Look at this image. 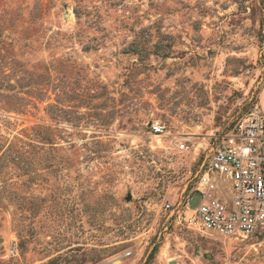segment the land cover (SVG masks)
Here are the masks:
<instances>
[{
  "label": "rangeland",
  "instance_id": "1",
  "mask_svg": "<svg viewBox=\"0 0 264 264\" xmlns=\"http://www.w3.org/2000/svg\"><path fill=\"white\" fill-rule=\"evenodd\" d=\"M257 104L264 0H0V264H264L163 209Z\"/></svg>",
  "mask_w": 264,
  "mask_h": 264
},
{
  "label": "built area",
  "instance_id": "2",
  "mask_svg": "<svg viewBox=\"0 0 264 264\" xmlns=\"http://www.w3.org/2000/svg\"><path fill=\"white\" fill-rule=\"evenodd\" d=\"M148 127L155 136L168 131L159 120L151 121ZM210 137L214 139L206 146L192 142L187 135L173 137L172 146L178 151L192 147L197 154L202 149L208 152L198 169L190 171L175 200L165 202L163 209L192 229L228 237L263 234L264 107L255 105L228 130ZM15 254L11 239L6 256Z\"/></svg>",
  "mask_w": 264,
  "mask_h": 264
},
{
  "label": "bare ground",
  "instance_id": "3",
  "mask_svg": "<svg viewBox=\"0 0 264 264\" xmlns=\"http://www.w3.org/2000/svg\"><path fill=\"white\" fill-rule=\"evenodd\" d=\"M188 136V135H187Z\"/></svg>",
  "mask_w": 264,
  "mask_h": 264
}]
</instances>
